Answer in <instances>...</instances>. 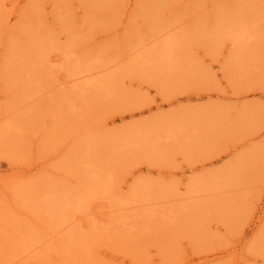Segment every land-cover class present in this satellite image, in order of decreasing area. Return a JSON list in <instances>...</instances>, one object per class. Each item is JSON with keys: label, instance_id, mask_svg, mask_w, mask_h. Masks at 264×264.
Segmentation results:
<instances>
[{"label": "rangeland", "instance_id": "rangeland-1", "mask_svg": "<svg viewBox=\"0 0 264 264\" xmlns=\"http://www.w3.org/2000/svg\"><path fill=\"white\" fill-rule=\"evenodd\" d=\"M240 22L252 32L245 62L225 35ZM173 35L179 67L138 61ZM67 51L90 62L93 83L70 81L75 61L46 59ZM33 68L39 93L26 86ZM6 122L27 136L1 132ZM95 172L117 197L145 187L150 200L97 209L108 210L102 225L130 216L139 228L123 225L134 234L125 249L102 235L84 253L94 262L264 264V0H0V235L12 225L42 243L78 226H58L44 199L74 194ZM37 204L42 227L30 220ZM138 241L148 246L137 257ZM5 243L28 263L32 253Z\"/></svg>", "mask_w": 264, "mask_h": 264}, {"label": "bare ground", "instance_id": "bare-ground-1", "mask_svg": "<svg viewBox=\"0 0 264 264\" xmlns=\"http://www.w3.org/2000/svg\"><path fill=\"white\" fill-rule=\"evenodd\" d=\"M238 19L241 18L239 17ZM225 31V35L232 37L235 45H237L236 54L241 56L243 62L252 60L253 55L251 54L252 52L250 50L252 46L246 45V42H248L252 37V32L249 31L247 25L244 23H241V25L237 23L236 25L226 27ZM220 32L221 31L217 28L214 31L213 35L217 36V34H219ZM179 41L180 39L175 35L169 36L153 50H149L150 52H145L141 56H139L138 61L143 64L149 63L153 66L165 65L168 69L173 70L174 68L180 66V60L182 57ZM240 44H243L242 47L239 46ZM50 50H53V48H50ZM46 56V59H48L49 62L59 64L61 66L65 65L68 62L75 61L73 62V66L75 69L73 70L72 75H70L72 76V79L70 81L76 82L80 79L82 81H86L87 84L93 83V67L90 62H86L84 66H81V61L79 59L72 60V56L70 55L69 51L63 54L55 53L51 56L48 53V55L46 54ZM44 68L45 66L43 67V69ZM34 70L36 73V69L33 68L30 74L27 75L28 79L26 82V86H35V93H39L42 90L40 89V85H42L40 84L41 79L40 77L38 78L35 76ZM11 131H16V135L24 133L23 135L27 136V130L20 128V126L14 122H6L2 126L1 132L5 133ZM168 137L176 138V134L171 133ZM132 143L133 142L130 141V144ZM122 145L128 146L125 140H123ZM98 175V172L93 173L92 176L95 178V181H93L89 186L80 188L72 195L66 193L60 197L47 196L44 199V203H50V205L52 206V211L56 214L55 216L57 217V220L60 221L58 226H64L66 228L74 223V221H78L79 227L75 226L70 231L60 232L58 233V237L54 238V236H52L45 242L41 241L45 244L43 245L42 243L37 242V237L34 238V236L31 234L22 235L20 231H18L17 234H14L12 232V225H10L7 232L9 235V239L4 238L0 235V260L5 263L22 264V262H20L21 258L19 257V254L11 255L9 254L8 249H5L3 247L4 245H6L5 241L18 243L21 247V252H24L26 254L32 253L27 264H98V261L94 262L93 259L85 255L84 253L90 252L91 254H95L96 250H93V248L98 247L97 244L102 235L107 236V238H105L107 244L109 246L113 245L115 250L125 249V247L130 244L129 237L134 236V234L129 235L128 237H124L125 232L121 231L124 228L123 225H127L132 222L130 227L136 234V229L139 228L138 223L135 222V220H129L130 216H128L125 218L123 217L113 221H109L102 225L101 222H103V219L106 217L108 210H105L100 214H96L98 212L97 209H99V207L108 208L112 206V204L108 202L115 199V201L119 202L118 205L121 206L120 210L130 211L136 209L138 205H136L135 202L140 201V199L142 201L150 200V197H148L149 199L146 198V196H148L149 194H146L147 190H145V187H137L133 194L134 196L138 197L137 200L130 196L117 197L116 194L113 193L111 181L112 178L99 181L97 177ZM101 198H103L104 201H96L93 209H90L91 204L95 200H99ZM27 206L32 205L27 202ZM41 209L42 206L40 204H37L35 206V212L37 213V215L35 214L33 218H30L35 227L43 226L42 223L44 221H41L43 219L42 214L40 213ZM226 209L228 210V212H225ZM226 209L224 208L219 212V218L223 221L225 226L232 223L234 214L232 205H230ZM149 215L150 217H153L155 213L152 211L149 213ZM260 220H262L261 217ZM44 230L46 231V228ZM111 232L113 234H111ZM49 234L50 233L47 231L46 235ZM126 234L127 233H125V235ZM142 242L138 241V245L133 250V255L134 253H136V256L138 257L140 248H142L143 250L147 248L148 244ZM88 247H90V249ZM228 251L229 249L225 250V252ZM105 256L107 257L108 253H106ZM208 256L209 255H207L205 258H207ZM213 259L212 261L218 260L217 257Z\"/></svg>", "mask_w": 264, "mask_h": 264}]
</instances>
